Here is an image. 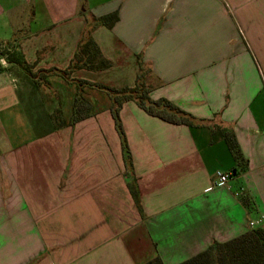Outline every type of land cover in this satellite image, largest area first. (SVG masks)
Returning a JSON list of instances; mask_svg holds the SVG:
<instances>
[{"label":"crops","instance_id":"0c3cea01","mask_svg":"<svg viewBox=\"0 0 264 264\" xmlns=\"http://www.w3.org/2000/svg\"><path fill=\"white\" fill-rule=\"evenodd\" d=\"M115 13L112 29L92 34L113 67L60 75L93 17ZM0 47L36 74L0 72V264H179L250 222L264 228V0H0ZM138 56L152 99L200 124L122 107L143 216L107 94L86 88L92 116L69 125L74 80L134 87ZM215 127L234 132L247 166L212 141ZM218 171L234 173L227 185Z\"/></svg>","mask_w":264,"mask_h":264},{"label":"trees","instance_id":"16d2710c","mask_svg":"<svg viewBox=\"0 0 264 264\" xmlns=\"http://www.w3.org/2000/svg\"><path fill=\"white\" fill-rule=\"evenodd\" d=\"M84 9H82L83 11ZM118 19V14L102 16L99 18L93 17L91 25L79 43L78 49L75 52L74 58L68 69L60 70L59 74L69 79L72 73L85 69L86 71L97 72L106 71L113 67V62L103 56V51L93 38L94 31L98 26L104 25L112 29ZM1 49V47H0ZM3 57L8 66L0 62V72L2 71H20L28 78L36 77L32 72L34 66H31L25 59L23 53L10 50V47L0 51V58ZM139 58L140 71L137 75V81L134 87L117 88L102 85V83H91L84 79H75L77 84V96L73 105V113L69 125L74 126L81 121H85L92 116V103L85 98V89H96L107 94L112 102L110 107L111 115L115 122L120 140L121 148L124 156V164L126 168L125 177L128 188L133 195L136 208L144 215V210L141 204V192L137 183V177L133 166V157L129 147V141L123 127V122L120 116L121 109L130 101L138 104L150 116L162 119L173 125H187L191 129L199 127L200 124L190 113L180 109L174 102L167 99L154 100L151 97L152 89L145 82V76L142 71L148 68L151 69ZM32 77V78H31ZM35 86H39L40 82L32 81ZM58 120V126L62 127L65 121L58 111V115L54 116ZM212 141L224 139L227 142V147L232 153L236 165L238 167L245 165L248 162L244 158V154L240 148V144L233 131L227 128L215 127L211 131ZM236 172V171H235ZM234 174V173H233ZM249 206L247 200H243ZM144 264H165L163 260L157 256L150 259ZM179 264H264V228L256 227L250 229L244 235L237 236L227 242H215L207 250L196 254L190 259H186Z\"/></svg>","mask_w":264,"mask_h":264},{"label":"built area","instance_id":"2783aa9c","mask_svg":"<svg viewBox=\"0 0 264 264\" xmlns=\"http://www.w3.org/2000/svg\"><path fill=\"white\" fill-rule=\"evenodd\" d=\"M216 176L219 179V181H218L219 184L227 185L228 182H230V180L232 179L233 174L232 173H226L223 171H218ZM259 223H260V221H253V222H250L249 226L251 229L256 228L259 225Z\"/></svg>","mask_w":264,"mask_h":264},{"label":"rangeland","instance_id":"374dc122","mask_svg":"<svg viewBox=\"0 0 264 264\" xmlns=\"http://www.w3.org/2000/svg\"><path fill=\"white\" fill-rule=\"evenodd\" d=\"M3 51H4V49H3ZM3 64H5L6 65V63H3ZM14 73H18L17 71H14ZM142 74L145 76V82L147 83V84H149V86L151 87V88H153V86L151 85V84H154V81H153V79H152V74H151V71L148 69V68H146V69H144L143 71H142ZM20 83H21V85L22 86H25L26 84H27V81H26V79L24 78V76H20ZM220 163H222V162H220Z\"/></svg>","mask_w":264,"mask_h":264}]
</instances>
